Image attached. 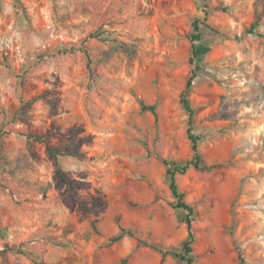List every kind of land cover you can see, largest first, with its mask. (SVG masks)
Returning a JSON list of instances; mask_svg holds the SVG:
<instances>
[{
	"label": "rangeland",
	"instance_id": "1",
	"mask_svg": "<svg viewBox=\"0 0 264 264\" xmlns=\"http://www.w3.org/2000/svg\"><path fill=\"white\" fill-rule=\"evenodd\" d=\"M190 134L192 264H264V0H0V264H184Z\"/></svg>",
	"mask_w": 264,
	"mask_h": 264
},
{
	"label": "trees",
	"instance_id": "2",
	"mask_svg": "<svg viewBox=\"0 0 264 264\" xmlns=\"http://www.w3.org/2000/svg\"><path fill=\"white\" fill-rule=\"evenodd\" d=\"M252 27L256 28L257 25L256 24L252 25ZM193 30H194V34H192L190 37L192 46H191V57L189 59V64L191 66H193L194 68L191 70L190 77L188 78V80L185 84V88L180 95V103L183 106L184 110L188 113V124H189V126L191 125L193 110L189 104L188 99L186 98V94L193 84V81L196 77V72L200 70V68L196 64V61L201 56L198 45L193 44L194 42H198V43L200 42V35H201L200 27L196 23H194L193 24ZM140 106H141V109L143 111H148L153 116L156 117V106L155 105L146 106L142 102H140ZM189 132H190V129H188V133ZM189 138H190L191 143H192L191 149L193 152V156H192L191 160L188 161L183 168H179L176 165H173L167 161H164V160L162 161L163 165L166 166V175L169 178V189H170L171 194L175 200V208L181 209L185 212L184 222L187 226L188 237L182 243V252H177V251H172V250L171 251H164L157 246H152V245H148L144 242H140L145 247H149V248H152L153 250L157 251L162 257L173 256L175 258H178L182 262H184V264H192V262H193L192 259L189 257V255L192 252L191 244L194 241L193 232L191 230V223H192L191 217L193 215V208L191 205H189L187 202H185L184 194L179 192L177 184H176V176H177V174H183L190 167L202 170V168L200 167L201 156L198 152L199 138L196 136H193L191 134L189 135ZM203 169H206V167H203ZM124 261H125V259L122 262H124Z\"/></svg>",
	"mask_w": 264,
	"mask_h": 264
}]
</instances>
